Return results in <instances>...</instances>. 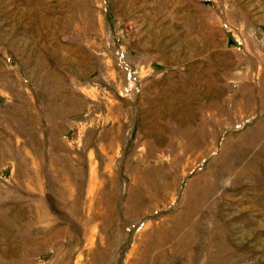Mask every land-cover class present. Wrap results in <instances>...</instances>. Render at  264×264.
I'll use <instances>...</instances> for the list:
<instances>
[{
	"label": "rangeland",
	"instance_id": "obj_1",
	"mask_svg": "<svg viewBox=\"0 0 264 264\" xmlns=\"http://www.w3.org/2000/svg\"><path fill=\"white\" fill-rule=\"evenodd\" d=\"M0 264H264V0H0Z\"/></svg>",
	"mask_w": 264,
	"mask_h": 264
}]
</instances>
